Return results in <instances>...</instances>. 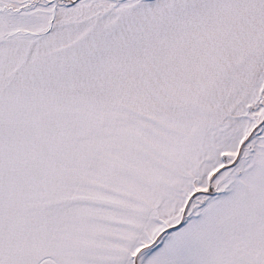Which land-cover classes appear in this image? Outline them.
Returning <instances> with one entry per match:
<instances>
[{"label":"snow or ice","instance_id":"1","mask_svg":"<svg viewBox=\"0 0 264 264\" xmlns=\"http://www.w3.org/2000/svg\"><path fill=\"white\" fill-rule=\"evenodd\" d=\"M0 264H264V0H0Z\"/></svg>","mask_w":264,"mask_h":264}]
</instances>
